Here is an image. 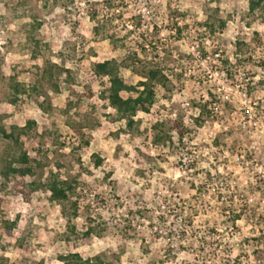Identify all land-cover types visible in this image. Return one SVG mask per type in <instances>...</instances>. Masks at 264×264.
<instances>
[{
  "label": "rangeland",
  "instance_id": "1",
  "mask_svg": "<svg viewBox=\"0 0 264 264\" xmlns=\"http://www.w3.org/2000/svg\"><path fill=\"white\" fill-rule=\"evenodd\" d=\"M248 1L0 0V124L36 122L19 147L0 137V168L25 151L37 181L76 179L71 222L95 228L90 242H67L61 205L30 192V176L0 175V220L18 219L11 238L0 231V264H60L68 253L111 264H264V15L248 14ZM128 51L169 81L131 130L100 99L91 70ZM50 64L70 71L57 91L43 77ZM12 82L36 89L13 105ZM67 99L97 107L88 147L77 149L61 113ZM160 121L182 124V141L154 145Z\"/></svg>",
  "mask_w": 264,
  "mask_h": 264
},
{
  "label": "trees",
  "instance_id": "2",
  "mask_svg": "<svg viewBox=\"0 0 264 264\" xmlns=\"http://www.w3.org/2000/svg\"><path fill=\"white\" fill-rule=\"evenodd\" d=\"M261 11L264 15V0H249L248 1V14H255ZM221 27L225 22L220 21ZM38 47L39 42H34ZM145 51V48L142 47ZM126 69L131 71L138 80L130 82L124 78L122 71ZM94 76L101 80L102 88L99 93L100 99L105 100L108 106L115 111L117 118L124 122L127 129L131 130L136 124L135 117L137 113H147L149 108L155 102L156 89H167L169 83L168 78L164 75L163 69L155 62H147L139 58V52L128 51L122 59H95L91 66ZM70 76V71L63 66L50 64L43 69V77L55 87L57 85L54 81L62 76ZM13 90L11 104L15 105L18 101L19 93H26L27 89L35 91L34 86H28L19 82H12L10 85ZM123 94L126 96L124 97ZM97 107L94 105L81 106L78 103H73L70 99L65 102V107L61 113L66 117L69 128L78 135L79 143L77 149L88 147L91 141L90 135L88 136L84 130L92 131L98 125ZM36 127L35 121H27L24 126L12 125L7 131L0 124V137L13 146L19 147L21 145V138L27 136ZM186 129L182 124L173 122L168 124L165 121L156 122L151 126L152 140L154 145H164L171 143L172 135L175 134L179 142L182 141ZM3 165L0 168V175L6 182L10 178L25 177L32 178L29 186L30 192H36L39 189H44L50 195L53 201L61 205V212L67 220V238L66 241H81L88 243L91 237L95 235V228L88 226L83 232H78L76 226L72 224L71 220L78 217V201L76 198V187L79 185L76 179L64 178L62 179L59 172H51L48 176L41 181H37L34 170L31 166L32 160L25 151L18 155L12 156L10 161L6 159L2 161ZM18 166H15V165ZM101 165V160L96 158L94 162L95 167ZM239 219V216L233 218L234 224ZM0 231L4 236L11 238L13 230L17 227V217L9 220L4 216L0 220ZM60 264H111L107 262L102 256H95L89 259H83L77 253H68L66 255L58 256Z\"/></svg>",
  "mask_w": 264,
  "mask_h": 264
},
{
  "label": "built area",
  "instance_id": "3",
  "mask_svg": "<svg viewBox=\"0 0 264 264\" xmlns=\"http://www.w3.org/2000/svg\"><path fill=\"white\" fill-rule=\"evenodd\" d=\"M261 234H263V235H264V223H263V225H262Z\"/></svg>",
  "mask_w": 264,
  "mask_h": 264
}]
</instances>
